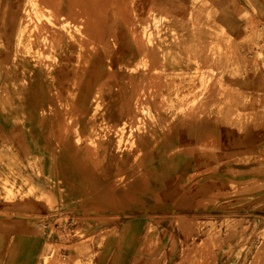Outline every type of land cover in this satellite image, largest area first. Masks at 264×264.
<instances>
[{
    "label": "rangeland",
    "instance_id": "1",
    "mask_svg": "<svg viewBox=\"0 0 264 264\" xmlns=\"http://www.w3.org/2000/svg\"><path fill=\"white\" fill-rule=\"evenodd\" d=\"M1 1L9 243L40 237L38 264H113L123 224L162 207L188 212L190 230L179 236L177 221L178 236H161L149 223L126 264H264V224L252 219L264 156H229L216 136L219 123L264 121V0H70L66 16L62 0H20L11 34L14 5ZM96 58V83L80 96Z\"/></svg>",
    "mask_w": 264,
    "mask_h": 264
},
{
    "label": "crops",
    "instance_id": "2",
    "mask_svg": "<svg viewBox=\"0 0 264 264\" xmlns=\"http://www.w3.org/2000/svg\"><path fill=\"white\" fill-rule=\"evenodd\" d=\"M10 6L14 5L13 9H10L8 12V32L11 34L14 32V29L17 27V20L20 19L15 10L16 3L20 0H8ZM3 0L1 1V3ZM71 7L70 0H62L61 6L59 10L62 12L63 16L69 14V10ZM102 58L93 59L90 63V68L88 71V78L84 80L82 85V94L80 96L85 97L87 92H90L93 89V86L96 83L97 78V62L99 63ZM255 77L250 74L244 77L240 83L245 92H249L252 88V84L256 83ZM234 89H238L236 86L230 85ZM256 114V113H255ZM208 128L211 126V122L213 119L207 118ZM254 123H250L244 126H235L227 123H219L217 124V137L222 140V143L229 148L228 155L234 158H243L246 156H264V121L260 120ZM213 127V126H212ZM179 133L177 134V137ZM208 137L212 135L211 133H207ZM16 140L19 144L20 149L23 152L28 151V146L22 137V135H18ZM189 159L179 156L175 159L178 162V168L183 170L186 167L185 163ZM153 161H161V155L154 150L153 153ZM192 161V160H191ZM193 161H197L196 159ZM256 164L255 166H258ZM185 166V167H184ZM184 171V170H183ZM253 179H256L258 182H264V173H255L253 175ZM225 184V183H224ZM146 187L149 189L150 186L146 184ZM172 189V188H170ZM169 189V190H170ZM255 195L258 197H264V190L257 191ZM256 197V196H255ZM121 199V198H119ZM122 200V199H121ZM182 202L179 198H176L175 201ZM186 200V199H185ZM194 199L192 198V202ZM108 199H106V203ZM174 202V201H170ZM258 205L254 208V221H260V223L264 224V205ZM188 212H183L182 210L177 211L174 210L172 213L168 214V210L166 208L158 207V209L154 208L153 210H149L148 212L141 213L137 215L135 218L127 220L126 223L123 224V230L125 226L128 227V231L126 233L122 232L120 247L114 253L113 256V264H126L128 253L137 247V243L140 238L144 235L147 225L151 223L156 230L162 235L165 232H169L170 234L176 235L180 233L179 236H184V230L188 227L190 230L191 215ZM178 217V218H175ZM179 221V225H181V231L179 232V226L177 224ZM184 228V229H183ZM6 235L1 234L0 232V264H38L40 254L43 250V240L40 237H35L31 234L25 236H16L15 243H9L6 239Z\"/></svg>",
    "mask_w": 264,
    "mask_h": 264
},
{
    "label": "bare ground",
    "instance_id": "3",
    "mask_svg": "<svg viewBox=\"0 0 264 264\" xmlns=\"http://www.w3.org/2000/svg\"><path fill=\"white\" fill-rule=\"evenodd\" d=\"M102 10H103V9H102ZM92 12H93V11H92ZM88 16H89V15H88ZM88 23H89V22H88ZM88 25H89V24H88ZM90 28H92V27H90ZM90 28H89V29H90ZM87 30H88V29H87ZM99 41H100V40H99ZM102 43H103V42H102ZM98 44H99V43H98Z\"/></svg>",
    "mask_w": 264,
    "mask_h": 264
}]
</instances>
